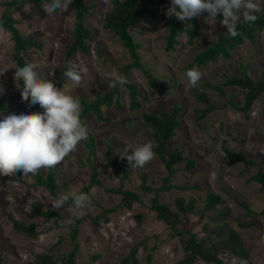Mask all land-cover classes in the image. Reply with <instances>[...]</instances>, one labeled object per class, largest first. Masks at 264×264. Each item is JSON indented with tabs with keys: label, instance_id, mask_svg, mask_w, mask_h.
Segmentation results:
<instances>
[{
	"label": "rangeland",
	"instance_id": "374dc122",
	"mask_svg": "<svg viewBox=\"0 0 264 264\" xmlns=\"http://www.w3.org/2000/svg\"><path fill=\"white\" fill-rule=\"evenodd\" d=\"M2 1L9 0L0 1V15L5 10L10 11L17 19L20 32L34 37L40 43L37 47L29 48L27 55L28 59L39 62V75L54 79L60 86V69L67 62L71 65L75 63L85 66L88 71L82 74L78 85L73 86L67 79L62 86L78 97L83 94L91 98L97 91L110 87L108 82L113 78V70L124 76L126 82H136L142 91L139 96L140 105L132 107L125 82L119 87L121 105L104 106L106 120L99 121L94 114L85 118L89 135L94 133L97 136L98 144L90 156L98 165L101 183H93L88 187L92 167L88 160L89 148L85 142L89 135L56 164L61 190L66 182L68 190L75 189L89 194L90 201L80 210L79 215H74L65 207L61 210L53 209L62 212L65 217L59 218L57 222L45 220L37 213L35 206L52 209L50 201L56 195L36 182L37 171L30 174H23L19 170L0 173V254L5 263L29 264L37 254L50 253L54 256V262L48 264H59L65 253L72 248L71 229L78 218H81V250L78 253L80 264H117L133 244H139L136 253L139 262L136 264L145 263L146 254L150 251L153 252L152 264H178L190 250L185 241L190 231L196 233L200 240L214 242L217 235L205 226L208 216L201 217L198 212L181 214L175 228L158 217L151 198L161 184L166 169L157 156L154 155L143 166L130 168L127 159L122 158L119 153L126 143L149 140L148 131L142 126L144 111L168 108L177 101L184 104L180 115L182 123L169 143L170 149L174 146L183 148L184 158L193 156L197 163L192 170H180L173 181L177 184L198 183V187H173L161 192L159 199L165 200L175 209L176 198L179 196H184L185 200L192 195L198 196L197 200L202 203V198L208 191L220 193L225 204L231 207L229 221L240 233L250 262L264 264V188L250 178L259 167L264 171V97H259L247 114L230 102V97L233 96L238 104H242L244 94L240 87L226 86V95L203 85L205 80L222 82L225 72L242 71V64H247L255 76H260L264 68V28L255 41L239 45L232 56H222L202 66L195 65L202 75L193 87L185 76L186 68L199 51L227 31V26L220 23L222 13L211 19L206 11L198 14L202 29L197 40L189 43L187 36L181 34L177 47L167 50L165 32L169 16L166 15V9L170 0L163 3L156 0L150 4L142 21L131 27L132 34L143 44L140 51L144 60L156 75L153 84L140 68H132L130 73L124 71L123 65L130 60V53L118 36L103 25L111 0H88L97 4L93 14L88 17V24L93 30L91 51H79L70 61H67L65 52L73 40L75 9L72 3L67 10L58 8L47 12L43 4L38 6L26 3L9 7ZM13 52L12 35L0 26V94L9 105L8 110L43 111L38 102L30 104L27 98L21 96L17 86L18 77L16 83L13 75L14 65L17 64ZM201 90L209 94L216 106L204 116L201 115V110L206 104L196 97ZM16 100H19L20 106L15 105ZM8 110H0V113ZM108 137L114 142L111 157L106 153L104 143ZM221 141L227 146L245 150L259 164L247 166L227 157L218 145ZM113 162H117L118 167L126 165L129 169L127 176L124 177L121 170L118 173ZM46 169L47 167L43 168L44 171ZM142 172L147 173L145 180ZM121 184L125 189L137 192L139 198L131 199L129 195L109 189ZM230 191L239 200L248 201L256 209L257 224L246 227L239 225V220H251V217ZM11 216L37 222L36 234L29 235L15 229ZM242 261L238 257L219 263L197 257L193 264H241Z\"/></svg>",
	"mask_w": 264,
	"mask_h": 264
},
{
	"label": "trees",
	"instance_id": "16d2710c",
	"mask_svg": "<svg viewBox=\"0 0 264 264\" xmlns=\"http://www.w3.org/2000/svg\"><path fill=\"white\" fill-rule=\"evenodd\" d=\"M1 1V0H0ZM156 0H111L109 10L105 13L103 25L105 28L112 31L122 41L123 45L128 49L130 53V60L123 65L125 72L130 73L132 68H140L149 78L151 83H155L156 75L154 74L147 61L144 60L143 54L140 51L142 43L136 39L132 34L131 27L142 21L144 14L149 11L150 4ZM165 0H158L159 3H163ZM3 2V1H2ZM9 7L16 5H24L26 3H35L36 5H42V0H9L3 2ZM72 5L75 9V17L73 22V40L66 49L65 56L67 61L74 58L77 52L84 51L89 53L91 51L90 40L93 38V30L88 24V17L93 14L94 8L97 6L96 2L88 0H72ZM58 8L54 9L57 10ZM257 19L252 22H240L237 25L238 34L231 36L225 31L220 34L219 38L201 51H199L194 59L189 63L188 67L202 66L211 61L217 60L219 57H230L232 52L241 44L246 41H255L258 37V33L264 28V3L261 4L260 11L256 14ZM0 26H3L11 33L14 40V52L13 57L16 63L22 62L28 59V49L37 47L40 43L32 36H25L20 32V28L17 26V19L11 14L10 11L5 10L0 15ZM202 26L198 19V16H194L190 21H184L177 19L174 15L169 16L166 21V49L172 50L180 43L181 34H185L189 43H194L201 35ZM71 66L68 62L60 69L58 75L59 85L62 86L67 78L64 76L65 70ZM186 68V69H187ZM18 83L22 85V78L18 77ZM127 89L130 94V104L132 107L140 105L139 96L142 91L138 88L139 85L128 80ZM203 85L209 86L213 89H217L220 93L227 95L226 86L240 87L244 94V100L242 104H238L234 97H230V102L238 106L242 111L249 114L250 110L259 97H264V68L262 69L260 76H255L247 64H242V71H235L234 73L225 72L222 82L213 83L210 80H205ZM120 84L117 83L115 87H108L104 91H97L94 97L88 98L85 95H80V101L82 103L81 119L85 122L86 116L94 114L99 121L106 120V114L104 106L117 105L120 106ZM196 97L206 104V107L201 110V115L214 109L216 106L212 102L211 97L205 90H201L196 94ZM16 106H20L19 100H16ZM10 109L7 102L0 94V110ZM184 104L175 101L170 107H161L160 109L153 111L147 110L143 113L142 126L148 131V141H151L154 145L155 156H157L164 164L166 173L162 175V182L155 189V194L152 199V207L156 210L160 219L167 222L169 225L175 228V223L181 216V214L187 213H199L201 217L208 216V221L205 226L210 231L217 235V239L213 242L207 243L204 240H200L197 234L190 231L189 236L185 239L188 244V253L178 261V264H193L197 257H200L207 261H214L222 263V254L227 252L237 258L246 260L247 264H252L249 260L248 250L244 246L240 233L230 223L229 216L231 215V207L225 204L223 196L215 191H208L203 202L197 200L198 196H190L185 200L184 196L176 198V208L173 209L165 200H160L161 192L169 190L173 187L181 189H192L198 187V183L186 184L175 183L174 177L182 169L192 170L196 167L197 160L193 156L184 158L185 151L179 146H174L170 149L169 143L171 139L177 133L178 127L182 123L180 117ZM136 126H133L135 128ZM97 142V136L94 133H90L89 138L86 140V144L89 148L88 160L92 167V176L90 185L93 183H101L99 179L98 165L91 159V154L95 152ZM106 153L108 156H112L114 149V142L111 138L105 139ZM223 153L231 158L243 162L245 165H258L259 162L255 157L249 156L245 150L236 149L225 145L224 141L218 144ZM111 159V158H110ZM119 170L123 171L124 177L129 173V169L126 165L118 167L117 162H113ZM183 163V164H182ZM57 167H47L46 171L43 168L36 172V182L47 188L52 194L59 195L60 193L69 191L68 184L64 182L63 190L60 189V182L57 178ZM142 177L145 180L147 173L142 172ZM252 180L260 183L264 188V171L262 167H259L257 171L250 176ZM226 189L227 187L224 186ZM111 191L123 193L129 195L131 199L139 198V194L133 190L125 189L121 184L117 188H109ZM230 193L240 201V203L246 208L251 220H239V225L242 227L251 226L257 224L256 209L246 200H239L238 196L230 191ZM71 204V200L67 202ZM35 209L38 214L44 217L47 221L57 222L59 218L65 217L62 212L53 209H43L41 206L36 205ZM108 211V209H105ZM103 213H105L103 211ZM264 213V209L262 210ZM13 226L15 229L34 235L37 232L38 223L35 221H25L11 216ZM80 220L73 224L71 229L72 248L65 253L59 264H80L78 256L81 250V244L79 240L80 232ZM139 244H133L128 253L121 257L117 264H136L139 259L136 255L138 253ZM152 251L147 253L146 261L143 264H152L153 255ZM53 254L39 253L34 261L29 264H48L53 263ZM0 264H6L2 255L0 254Z\"/></svg>",
	"mask_w": 264,
	"mask_h": 264
},
{
	"label": "clouds",
	"instance_id": "9594fccd",
	"mask_svg": "<svg viewBox=\"0 0 264 264\" xmlns=\"http://www.w3.org/2000/svg\"><path fill=\"white\" fill-rule=\"evenodd\" d=\"M71 3L72 0H42L47 12L56 8L67 10ZM262 3L264 0H170L166 15L190 21L205 11L209 19L222 13L220 23L227 26L228 34L236 36L238 23L255 21ZM38 63L35 59H25L14 65L16 83L17 77L22 78V85L17 83L21 96L30 104L38 102L43 111L8 110L0 113V173L19 170L30 174L52 167L89 135V127L81 119L80 98L68 88L58 86L54 79L39 75ZM87 71L85 66L73 63L65 70L64 76L75 86ZM201 75V70L195 66L185 71L193 87ZM125 82L126 78L113 70V78L108 84L115 87L117 83L122 86ZM119 153L127 159L130 168L145 165L155 155L151 141L126 143ZM70 200L72 204L68 205ZM89 201L87 192L71 189L51 199L50 204L52 209L68 207L74 215H79ZM241 264H247V261L243 260Z\"/></svg>",
	"mask_w": 264,
	"mask_h": 264
},
{
	"label": "built area",
	"instance_id": "2783aa9c",
	"mask_svg": "<svg viewBox=\"0 0 264 264\" xmlns=\"http://www.w3.org/2000/svg\"><path fill=\"white\" fill-rule=\"evenodd\" d=\"M221 256H222V259L224 261H226V260H235L237 258L236 256H233V255H231V254H229L227 252L223 253Z\"/></svg>",
	"mask_w": 264,
	"mask_h": 264
},
{
	"label": "water",
	"instance_id": "95a60500",
	"mask_svg": "<svg viewBox=\"0 0 264 264\" xmlns=\"http://www.w3.org/2000/svg\"><path fill=\"white\" fill-rule=\"evenodd\" d=\"M99 53H100V50H99Z\"/></svg>",
	"mask_w": 264,
	"mask_h": 264
}]
</instances>
